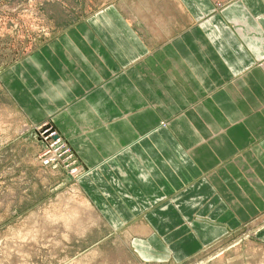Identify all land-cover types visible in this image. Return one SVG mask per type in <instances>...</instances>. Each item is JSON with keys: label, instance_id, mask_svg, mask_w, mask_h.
<instances>
[{"label": "crops", "instance_id": "crops-1", "mask_svg": "<svg viewBox=\"0 0 264 264\" xmlns=\"http://www.w3.org/2000/svg\"><path fill=\"white\" fill-rule=\"evenodd\" d=\"M238 2L176 1L205 18L145 37L130 19L98 20L113 29L99 36L81 23L23 62L80 159L143 216L148 260L186 261L264 211V0Z\"/></svg>", "mask_w": 264, "mask_h": 264}, {"label": "rangeland", "instance_id": "rangeland-1", "mask_svg": "<svg viewBox=\"0 0 264 264\" xmlns=\"http://www.w3.org/2000/svg\"><path fill=\"white\" fill-rule=\"evenodd\" d=\"M176 1L0 0V264H264V211L186 261L142 256L132 240L146 237L143 216L128 218L119 200L122 183L80 159L55 124L61 108L43 96L36 72L23 64L81 23L99 36L113 29L102 24L97 30L98 20L130 19L145 37L160 30L159 18L172 32L177 18L187 27L205 18L191 20ZM213 2L215 13L238 0ZM262 14L264 4L251 12ZM34 98L45 103L47 115Z\"/></svg>", "mask_w": 264, "mask_h": 264}]
</instances>
